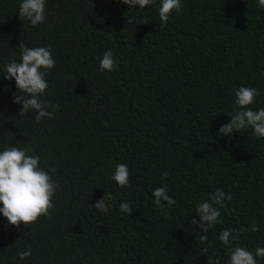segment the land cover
<instances>
[{
    "label": "trees",
    "instance_id": "obj_1",
    "mask_svg": "<svg viewBox=\"0 0 264 264\" xmlns=\"http://www.w3.org/2000/svg\"><path fill=\"white\" fill-rule=\"evenodd\" d=\"M20 2L0 0V151L31 148L59 187L50 216L17 229L0 213V264H206L208 257L228 264L221 231L253 223L258 231L231 246L264 247V138L251 127L219 133L240 110L239 87L259 93L249 108H264L258 0H181L163 28L160 0L144 9L46 0L36 26L19 16ZM20 42L50 48L55 60L40 99L60 107L39 123L35 110L20 116L13 96L25 94L3 78L4 66L20 61ZM109 49L118 67L101 71ZM120 163L130 173L126 188L111 179ZM161 186L176 200L171 207L154 204ZM218 188L232 198L220 208L221 223L204 233L190 221ZM105 195L107 212L91 207ZM124 201L130 215L119 209ZM28 246L31 256L20 259Z\"/></svg>",
    "mask_w": 264,
    "mask_h": 264
},
{
    "label": "clouds",
    "instance_id": "obj_2",
    "mask_svg": "<svg viewBox=\"0 0 264 264\" xmlns=\"http://www.w3.org/2000/svg\"><path fill=\"white\" fill-rule=\"evenodd\" d=\"M123 4L130 8L140 9L155 3V0H121ZM46 0H21L19 5V16L27 19L32 26L43 23L45 16ZM258 5L264 8V0H258ZM181 11V0H160L158 13L161 21V28L167 23L170 14ZM20 49V61L12 60L7 63L2 72L6 80H15V85L20 93H14L13 99L17 104L22 105L20 116L29 110H35L37 123L42 118H52L55 111L59 109L58 103L41 100L40 97L48 88L46 80V71L55 66V60L52 58L51 49L45 47H26L22 42L18 45ZM101 71H114L117 69L116 61L112 50H106L99 61ZM258 91L254 88L241 86L235 92V104L240 110L230 116L228 123L219 128V133L224 136L237 133L239 130L251 127L257 138H264V108L252 110L249 105L254 103ZM51 109V111H49ZM107 126V124L105 125ZM31 148L7 147L0 151V213L5 217L10 225L20 228L21 224L28 225L38 220L40 216H50V210L53 209V196L59 185L53 180L48 171L39 166L40 156L29 155ZM55 172V168L51 169ZM129 169L124 163L117 164L111 179L118 186L126 188L129 186ZM162 178H167L168 173L162 172ZM154 204L163 209L165 202L171 207L176 200L168 195L167 186H161L152 191ZM231 195L225 194L223 189H216L209 194L207 200L201 201L196 205V213L199 219H192V225L197 226L204 233H207L211 227L221 223V207H227L225 201L231 200ZM108 197L105 195L91 207L100 212H107L109 204L106 202ZM121 212L131 214L132 207L127 202H121L119 205ZM165 215L167 213L165 212ZM245 231L253 233L258 231L255 223L248 229H224L219 235V240L228 247V264H257V257L264 258V247H258L255 252L247 250L245 247L234 246L233 241H238L239 235ZM201 243L208 241L207 235L198 237ZM211 247L209 242L204 251L207 252ZM30 246L25 251L18 253L20 259H26L31 256ZM206 264H220L218 258L208 257Z\"/></svg>",
    "mask_w": 264,
    "mask_h": 264
}]
</instances>
